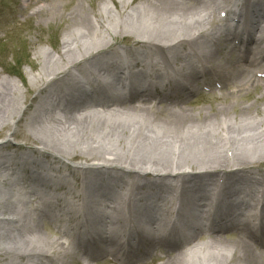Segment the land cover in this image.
Masks as SVG:
<instances>
[{
  "label": "bare ground",
  "instance_id": "1",
  "mask_svg": "<svg viewBox=\"0 0 264 264\" xmlns=\"http://www.w3.org/2000/svg\"><path fill=\"white\" fill-rule=\"evenodd\" d=\"M226 1L224 9L219 11V6H211L222 3L219 0H142L136 5L133 4L134 0H121L120 21L116 23H122L113 31L111 27L115 22H112V9L106 5L98 9L101 15L87 24L74 10L69 11L64 17L75 23L71 24V29L68 25V29L72 30L74 26L78 33L64 36L62 47L56 54L44 49L45 55L40 56L38 73H33L30 78V84L40 88L39 96L49 97L50 101L27 106L24 102L25 90L17 79H0V134L3 133L0 139V187L5 196L0 204V237L6 235L13 238L10 250L0 248V264H9L8 260L12 257L27 259L26 264H73L79 258L93 264V256L102 259L104 255L123 264L125 261L130 262L127 264H149L163 255L160 250L169 257L163 264H190L185 257L189 254L184 249L186 246L191 245V252L198 249L203 254L204 248L197 242L201 236L210 235L214 241H220V234L232 227L215 223L214 227L210 226L197 236L172 244L166 233L159 235L154 243L151 235H145V223L153 228L164 227L162 216L170 212V208L161 207L159 201L167 198L171 201L170 197H174L175 200L180 198L182 206L190 205L183 192L193 186H198L194 188L199 190L208 179L211 184L221 186L218 206L227 202L232 210L230 215L234 217L244 215L249 200L254 197L251 192H244L245 187L249 189L259 185L264 198V170L262 176L254 175L245 181L242 177L246 176L240 175L246 170L256 174L261 170L257 165L264 162V103H261L263 107H259L256 100L248 104L244 99H240L242 102L237 100L240 96H249L260 83L264 86V26L257 37L254 35L264 24V0ZM233 9L240 11L237 14ZM231 12L237 14L236 17L233 18ZM132 20L146 22L153 29L151 34L138 32V39L133 42V46L150 49L151 54L141 55L140 60L137 54L145 53L137 51L130 55V46L120 45L118 49H111L114 40L133 29L132 26L129 28V21ZM241 22L245 28L233 30V25ZM163 24L171 28L167 31L157 28ZM243 37L245 40L240 46ZM88 42L90 47H95L91 51L86 47ZM187 45L193 47L194 51H201L196 55L202 63L201 70L193 65L187 67L182 62L180 51ZM125 53L131 56L126 62L127 66L117 67L120 71L111 77L116 85H121L126 92L130 91L128 100L140 96L141 101L137 100L139 104L122 108L113 106L114 102L121 101L119 94L113 92V102L107 98L111 93H105L98 101L95 95L103 94L105 87H94L95 82L90 87V98L79 99L77 85L87 73L82 63L89 61L94 66L107 61L93 73V80L97 82L109 75L111 67L118 62L119 65L123 63ZM154 53L159 55L157 59L153 57ZM247 56L252 58L248 60ZM142 62L153 70L157 64L170 66L177 63L175 75L165 83L161 81L165 80L163 73L155 71L156 77L161 80L149 86L142 82L147 77L143 69H131L129 76L121 78L125 67L131 68ZM76 67L77 73L73 72ZM206 73L212 75V82L204 79ZM130 77L135 79L133 83L128 82ZM183 78L193 88L199 87L200 80L203 81V88L209 87L212 91L219 88L220 99L235 98L228 103V108L237 106L240 114L221 116L215 121V114L202 117L200 112L186 113L185 104L194 95L180 81ZM201 87L196 89L195 95L200 94ZM263 97L264 88L259 98ZM133 102L136 103L135 100ZM43 111L46 112L44 115ZM108 113L113 115V121L106 118L99 120L98 115ZM94 115L97 119L92 117ZM139 117L143 120L142 124H139ZM101 123H105L104 130L95 132L93 126ZM143 125L146 128L141 130L139 126ZM215 127L218 134L207 133L209 128L212 131ZM37 128L40 130L37 131ZM88 133L94 136H88ZM22 134L39 146L15 143L14 136ZM80 136L87 141L81 142ZM126 136L131 141L125 144L122 141ZM10 145L24 149L7 150ZM150 146L153 153L146 151ZM133 147L136 151L131 153ZM198 148L205 153L201 155ZM186 149L191 154H187ZM144 153L148 155L144 156ZM77 157L86 161L81 165H72V160ZM232 161L239 165L238 168L224 169ZM76 169L81 171L77 172ZM150 169L166 172L153 174L149 172ZM48 170H52L55 176L47 178ZM37 190L48 198L38 197L35 194ZM139 192L143 194L138 200L140 204L131 211L134 197ZM88 193L92 194L91 199L87 198ZM122 194L123 200L119 201L118 195ZM13 195H16L15 202L10 197ZM223 197L227 199L221 201ZM30 202L33 214L28 213L26 208ZM197 202L194 200V204ZM42 204H49L54 210L61 211L59 218L64 226L51 221ZM22 206H25L24 209ZM140 209L146 215L144 219L136 217ZM122 210L138 220L124 221L118 216ZM193 210L198 212L199 205H194ZM96 211H103V215L94 234L84 241L78 240L81 243L79 248L75 245V237L85 234L88 222L94 223ZM182 211V208L175 211V224L187 223ZM10 212L16 213L15 216H6ZM227 214L222 210L217 219L226 222L227 217L224 216ZM46 223L56 230L57 237H41L40 241L37 230L39 225L45 227ZM115 225H121L128 232H121ZM107 226L106 236L100 235L98 231ZM14 234L18 235L22 244L15 240ZM246 234L256 243L250 233ZM239 240L240 244L247 246L237 251L230 250L229 258H208V262L206 260L204 263L203 257L197 254L193 260L195 264H264L260 248L257 251L251 241ZM133 241L138 243L129 249ZM73 244L75 246L71 249ZM69 245L71 250L66 252ZM93 246H96L99 254L90 253ZM261 246L264 248L263 243ZM149 247L151 250L147 251Z\"/></svg>",
  "mask_w": 264,
  "mask_h": 264
},
{
  "label": "rangeland",
  "instance_id": "2",
  "mask_svg": "<svg viewBox=\"0 0 264 264\" xmlns=\"http://www.w3.org/2000/svg\"><path fill=\"white\" fill-rule=\"evenodd\" d=\"M142 0H134L133 4L136 5ZM209 1V0H208ZM220 4H212L211 6L214 7L213 5L219 6V11L224 9V5L227 4V1L225 0H219ZM103 3V4H102ZM110 7L112 9V22H115L113 26L111 27V30L113 31L114 28H119V25L122 22L116 23V21H120V16H121V10H122V2L121 0H0V79L1 78H15L18 81V84L22 87V89L25 90V100L24 102L28 106V104H46L48 101H50L49 97L41 98L39 96V87L33 86L30 84V78L31 75L37 74L38 69H39V62H40V56L45 55L44 49H48L50 51H54L56 53L59 52V50L62 47V41L64 36L66 35H71V34H77L78 29H74V26L71 29V24L75 23V21H68L64 16L69 12L74 10L75 13H78V16H81L84 19V23L87 24L89 21L95 20L97 16L99 17L100 11L98 10L100 7ZM218 10V9H217ZM138 19V17L136 18ZM129 28L130 26L133 27V29H129L128 34H124L122 36H119L116 40H114V45H112V48H117L119 45H125V46H130L134 45L133 42H135L137 38V33L138 32H147L151 34L153 32V29H151L149 26H147L146 22L142 21H129ZM135 22L136 24H132ZM68 25H70V29H68ZM127 27V26H126ZM125 27V28H126ZM124 28V27H123ZM157 28H161L163 30H168L169 26L167 25H161L158 26ZM76 30V31H74ZM131 30V31H130ZM106 37V35H105ZM108 38V37H107ZM89 42L86 44V47L90 48V51L93 50L95 47L94 46H89ZM224 45V44H222ZM187 47V46H186ZM185 47V48H186ZM111 48V49H112ZM145 49H148L145 47ZM79 54V53H78ZM156 53L153 54L155 57ZM39 55V56H38ZM232 57H235L234 55ZM81 65V64H80ZM196 66V65H195ZM197 67V66H196ZM72 70V68H71ZM206 77L209 81H213V78L211 75H206ZM104 81H106L109 84V81L107 77H104ZM134 82V80H133ZM42 85V84H41ZM198 86H202V81L198 82ZM264 86L262 83L257 87V89L251 91L249 96H240L238 97L239 101L240 99L246 100V104L252 103L256 100L257 105L262 106L261 103H264V97H261L262 90ZM27 90L28 93L26 92ZM225 91L224 89H222ZM220 89L215 88L213 91L209 89L207 92L203 91L202 94L200 95H195L193 99H190L188 103L185 104V111L186 113H195V112H200L201 116L203 117L204 115L207 116H213L217 121L223 116H232V114L235 116L239 115V107H233V108H228V103L232 101L235 98H228L226 100L220 99ZM105 93H111V96L107 97L109 101L113 102L114 101V94L111 92V88L108 86L105 87ZM35 96H38V98H35ZM99 95H95V99H101L99 98ZM89 98V97H88ZM259 98V99H258ZM79 99L84 100L85 98H82L81 96ZM119 102H114L113 106L116 107H125V106H131L133 104H139V102L135 101L136 103H131L127 99H124L123 97H120ZM98 101L96 103H98ZM92 103L94 101H91ZM242 102V101H241ZM101 104V103H99ZM120 105V106H119ZM78 105L77 107H79ZM259 106V107H260ZM254 109V108H253ZM251 109V110H253ZM96 113V111H94ZM253 112V111H252ZM46 113L45 111L42 112L44 115ZM235 113V114H234ZM41 114V113H40ZM52 116L55 115V113H51ZM50 114V115H51ZM114 114V112H113ZM179 114V113H177ZM256 114V113H254ZM56 115H58L56 113ZM257 115V114H256ZM76 116V114H75ZM78 116V115H77ZM100 118H106L108 120L113 121V115H98ZM222 116V117H221ZM56 117V116H54ZM93 118L97 119V116L94 115L92 116ZM140 118V117H139ZM224 118V117H223ZM104 121V120H101ZM140 121L139 124L143 123V120L140 118L138 119ZM105 128V123H101L100 125H94L93 130L100 131L104 130ZM139 128L142 130L146 128L145 125L139 126ZM175 131L176 129L173 128ZM212 129V128H211ZM37 131L40 130L39 128L36 129ZM209 134H218L219 132L217 131V128H213L212 131H210V128L208 129ZM207 130V131H208ZM126 131V130H125ZM161 132V131H159ZM158 132V133H159ZM88 136H94L91 133L87 134ZM3 137V133L0 134V139ZM87 137V136H85ZM81 142L87 141L86 138H82L80 136ZM133 138V137H132ZM209 140V139H208ZM131 141V138L127 139V136L124 137L123 141L125 144ZM14 142L15 143H23L27 144V146L33 147V146H39L35 144L28 136L25 134L23 135H17L14 136ZM7 150H13V149H18L20 151H23L24 148H19L17 145H10ZM227 149V148H226ZM146 149L142 150L144 152ZM202 149H197L198 152L201 153ZM136 148L133 147L131 153L135 152ZM146 151H149L150 153H153V147H148ZM187 154H191V151L186 149ZM205 152H202L204 154ZM207 153V152H206ZM253 154H255L252 151ZM39 154V153H37ZM178 154V153H177ZM148 155L144 153V156ZM201 155L198 157L202 158ZM256 155V154H255ZM47 160H53L51 158H47ZM71 164L75 165H81V162H85L86 160L77 157L76 159L72 160ZM92 162V161H91ZM87 165H90L89 163ZM229 167H224V169H233L237 168L239 165H235V163L229 162L228 163ZM196 167V166H195ZM261 170H264V162H261L257 165ZM80 169H76V171ZM109 170V169H107ZM52 171V170H51ZM64 170L62 169V172ZM151 171V170H149ZM53 172V171H52ZM78 172V171H77ZM48 178V177H47ZM70 180L74 181L72 176H69ZM63 190H60L62 192ZM38 197H41L42 199H46L48 197H44V194L41 191L37 190ZM88 196V197H87ZM87 198L91 199L92 194H87ZM95 196V195H94ZM116 196V194H115ZM11 200L15 202V197L16 195L10 196ZM118 200H122V195H118ZM27 199V198H26ZM25 206H22L24 209ZM32 203H27L26 208L28 210V213H32ZM42 208L45 210V212L48 214V216L51 218V221L57 223L60 226H64V224L60 221L59 214L61 211H56L52 207H50L49 204H42ZM97 212V211H96ZM99 212V211H98ZM97 212V213H98ZM96 213V214H97ZM16 213H8L6 216L11 215L15 216ZM19 216H21L19 214ZM39 229L37 230L38 232V239L42 241L41 237H57V232L56 230L46 223L45 227L43 225H39ZM90 226H88L89 229ZM37 228V227H35ZM97 226L93 228L96 230ZM107 228V229H106ZM108 226L105 227V229H101L99 232L100 235L105 234L106 231H108ZM140 229V226L138 227ZM40 230V232H39ZM91 230V228H90ZM0 231L1 228H0ZM243 231V232H242ZM246 232L251 234V237L255 242H253L250 238V235L246 234ZM14 236L16 241H20L22 244V240L16 236V234L12 235ZM75 240L81 239L82 236L76 235ZM89 236V235H88ZM222 238L220 241H214L213 239L210 238V235L208 236H202L201 239L197 240V242H200L201 245L203 246L204 250L203 254H201V251L198 252V249L195 251L191 252L190 251V246H186L184 249L189 251V254L187 253L185 255L186 260L190 264H195L193 258H195L197 254H200L203 258L202 261L205 263L206 260L209 258H229L230 257V250L231 251H237L238 249L245 248L247 245L246 244H240L239 238L247 239L250 243L252 242L255 250L259 251V248L263 252V260H264V248H262V239H258L256 235L248 230H243L238 228L237 226L232 227L228 231H224L222 234H220L219 239ZM11 239L13 240L12 237H6V235L0 237V248H3V251L10 250L13 246L12 242L10 243ZM264 240V239H263ZM121 241V239H119ZM260 242V243H259ZM256 244V245H254ZM215 246H219L216 248ZM80 248V247H79ZM70 249V245L67 248L66 252ZM81 250H85V248H81ZM219 252V255H218ZM90 253L92 254H99L98 249L96 246H93L90 248ZM163 257L159 256L155 258L151 263L149 264H163L166 263L169 260V257L166 256L165 252L162 250ZM92 254V255H93ZM204 255L207 257L205 258ZM60 256H64L63 253H61ZM65 258V257H64ZM93 259V264H123L120 262H117L115 259H111L110 256L104 255L102 259L94 258ZM37 261V259H35ZM174 261V260H173ZM9 264H12L14 262L15 264H26L27 259H17L16 257H12L11 259L8 260ZM20 262V263H19ZM34 262V261H33ZM208 262V260H207ZM13 263V264H14ZM130 263L126 262L125 264ZM73 264H88V262H85L84 260L81 261V259L74 260Z\"/></svg>",
  "mask_w": 264,
  "mask_h": 264
}]
</instances>
